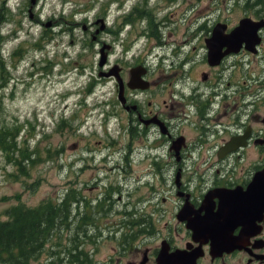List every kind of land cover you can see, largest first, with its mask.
<instances>
[{"label": "rangeland", "instance_id": "374dc122", "mask_svg": "<svg viewBox=\"0 0 264 264\" xmlns=\"http://www.w3.org/2000/svg\"><path fill=\"white\" fill-rule=\"evenodd\" d=\"M210 7L216 8L213 13L221 10L220 18L226 16L233 23L245 15H260L264 0H35L34 3L0 0V125L20 124L17 139L22 141L27 137L29 149L37 150L31 155L35 162L26 175H15L18 168L0 150V219L7 218V207L16 202L36 205L48 196L64 194L70 183H78L75 167L88 161L107 170L99 171V185H117L119 190L113 188L114 201L108 199L105 204L97 202L104 197L103 188L82 192L95 194L92 204L97 210L93 211L91 221L84 223V228L89 233H98L97 225L109 222L106 226L109 229L103 231L106 237L102 242L93 243L96 236L85 241L81 233L76 235L83 249L77 264H123L129 258L137 259V255L125 253L124 245L134 239L133 231H138L145 207L143 203H127L130 196L126 185H130L132 198L146 196L144 203H166L164 207L170 209L174 197L169 188L174 175L171 169L156 176L150 172L141 174L142 169L149 167L142 158H136L131 168L125 169L127 163L120 148L125 137L121 130L123 116L116 114L115 118L109 114L111 109L117 110L118 105L114 106L117 99L112 97L113 81L100 72L107 70L110 60L133 66L142 60L148 44L157 45L154 54L165 57L163 61L159 58L163 80L170 79L166 75L176 48L189 51L190 45L199 46L198 41L203 40L204 32H199L197 24L204 20V13ZM110 43L112 49L104 48V53L111 51L107 62L100 65V48ZM194 52L201 55L199 47ZM250 57L252 54L243 55L244 64ZM143 60L151 68L156 65L147 55ZM248 64L244 71L256 70L252 62ZM262 67L264 58L259 59L258 70L264 71ZM101 110H106V119ZM86 114L87 120L82 125L81 119ZM65 116L77 128L67 127L61 133L60 123ZM78 140L81 149L76 150L71 144ZM85 144L98 150L95 154L89 149L77 153L84 150ZM113 151L114 158L108 161L107 153ZM70 156L76 162L69 168L65 164L61 166L63 158ZM82 156L88 159L82 161L79 158ZM115 162H120L124 171H119L122 167ZM129 172L132 175L126 176ZM135 173L140 174L139 183L134 179ZM96 176V173L93 177L83 173L81 178L91 183ZM161 195L165 200L159 202ZM82 207L79 203L81 211ZM72 214L78 222L81 212L76 215L73 209ZM127 219L131 222L126 223ZM156 223L160 227L163 220ZM55 230L63 235L60 246L64 247L70 246L77 227L66 229L61 224ZM50 247L49 241L46 242L40 256L32 258L31 264H51ZM69 254L61 251L60 264H74L67 262Z\"/></svg>", "mask_w": 264, "mask_h": 264}, {"label": "flooded vegetation", "instance_id": "af4514ba", "mask_svg": "<svg viewBox=\"0 0 264 264\" xmlns=\"http://www.w3.org/2000/svg\"><path fill=\"white\" fill-rule=\"evenodd\" d=\"M214 10L216 8H208L204 20L197 24L199 32H204L199 46L192 44L189 51L175 47L176 59H170L171 67L166 75L170 79L163 80L161 61L165 57L154 54L157 45L147 44L142 60L133 66L110 60L107 70L101 71L113 81L112 97L117 99L114 106L121 109H111L109 114L115 118L116 114L123 116L121 130L125 137L120 148L127 163L125 169L131 168L136 158H142L149 167L142 169L141 174L150 172L156 176L171 169L174 175L169 188L174 197L170 209L164 207L166 203H144L146 196L132 198L130 185H126L127 196H130L127 203H143L145 209L139 218L138 231H133L134 239L124 245L125 253L137 255V259L129 258L123 264H158L157 256L162 249L189 252L194 264H264V71L258 70L259 59L264 58V25L259 30L261 40L252 49L241 44L239 48L226 51V41L222 40L215 51H211L206 38L212 36L214 27L227 34L238 23H231L226 16L220 18L221 10L213 13ZM263 17L264 10L253 18ZM198 47L200 56L194 52ZM112 48L110 43L109 50ZM244 54H252L245 64ZM146 55L156 63L153 68L143 60ZM250 62L256 70L244 71ZM116 77H120L121 82ZM120 90L124 101L118 97ZM100 113L107 118L106 110ZM87 116L81 119L82 125ZM67 127L74 130L77 125H68L64 120L61 133ZM71 145L76 150L81 149L79 140ZM85 149L94 154L98 150L85 144L84 150L77 153H85ZM107 156V160L112 161L114 151ZM72 158H63L61 166L71 167L76 162ZM114 164L122 167L119 171H124L120 162ZM99 171L107 170L88 161L76 166V188L81 193L103 188L104 197L97 201L105 204L108 199L114 201L111 193L113 188L119 190V187L99 185ZM83 173L97 176L94 182L87 183L89 179L81 178ZM130 175L131 172L126 176ZM135 175L139 183L140 174ZM127 180L133 181L129 177ZM83 196L89 197L92 203L95 194ZM158 198L159 202L165 200L163 195ZM124 211L127 215L128 210ZM195 219L208 223L205 230L193 226ZM158 220H163L160 227ZM76 222L62 224L70 229ZM108 224L97 225L98 233H89L79 225L77 228L85 241L96 236L95 243L105 241L103 231H108ZM213 239L223 240L224 245L212 246ZM58 248L62 251L71 248L74 252L71 255L78 254V260L83 250L80 244L73 249L71 245Z\"/></svg>", "mask_w": 264, "mask_h": 264}, {"label": "trees", "instance_id": "16d2710c", "mask_svg": "<svg viewBox=\"0 0 264 264\" xmlns=\"http://www.w3.org/2000/svg\"><path fill=\"white\" fill-rule=\"evenodd\" d=\"M65 120L67 119L65 118ZM68 125H71L69 121ZM20 127V124L0 125V150L4 151L9 158L8 160L18 168L14 172L15 175H26L29 172L28 169L35 162L31 155L37 150L29 149L27 137L23 138L22 141L17 139ZM88 199L89 197H84L76 185L71 183L64 194H58L55 197L48 196L36 205L16 202L7 207V218L0 219V264H31V259L40 256L48 241L50 248H55L51 250V264H60L62 250L58 247L63 235L55 229L60 228L62 222L73 220L75 217L72 214L73 209H75L76 215L81 212L76 227L79 225L84 228V223L91 221L92 213L96 210L95 205ZM97 202L100 204L99 201ZM79 203L82 204L84 210L79 209ZM78 233L79 229L77 228L75 234L70 238L72 249L78 245L76 237ZM67 252L70 253V256L67 257L69 263H79L78 254L71 255L74 253L71 248ZM82 261L84 260H80V262Z\"/></svg>", "mask_w": 264, "mask_h": 264}, {"label": "water", "instance_id": "95a60500", "mask_svg": "<svg viewBox=\"0 0 264 264\" xmlns=\"http://www.w3.org/2000/svg\"><path fill=\"white\" fill-rule=\"evenodd\" d=\"M31 3H34L35 0H30ZM264 24V18L260 20H253L249 16H244L239 19L238 23L227 33L222 34L223 29H219L217 26L214 27L212 36L206 38L208 47L211 51H215L216 45L221 44L222 40L226 41L227 49L228 48H239L241 44L244 43V46L252 49V47L259 42L260 37L257 33V30L260 26ZM108 47V45H103L100 48L101 56L99 59V64L102 65L106 60V53H104V48ZM118 80L121 82L120 78ZM122 91H119V97L122 101L124 99L121 97ZM207 222L204 220L198 221V219L194 220L193 226L198 230H205ZM224 245L223 240H212V246L221 247ZM192 255L189 252H184V250H175L174 252H166L165 249H162L157 256L158 264H175V263H187L194 264L192 260Z\"/></svg>", "mask_w": 264, "mask_h": 264}]
</instances>
